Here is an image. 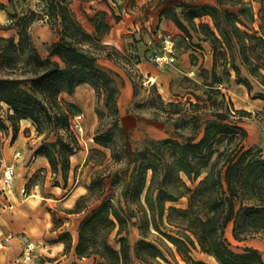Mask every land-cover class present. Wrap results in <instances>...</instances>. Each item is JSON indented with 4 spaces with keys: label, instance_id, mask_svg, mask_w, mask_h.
I'll list each match as a JSON object with an SVG mask.
<instances>
[{
    "label": "trees",
    "instance_id": "trees-1",
    "mask_svg": "<svg viewBox=\"0 0 264 264\" xmlns=\"http://www.w3.org/2000/svg\"><path fill=\"white\" fill-rule=\"evenodd\" d=\"M6 1L15 6L26 0ZM72 2L40 0V12L15 11L9 13L14 20L10 25L0 24V30H15L11 36L0 34V109L7 106L6 117L15 132L22 119L31 120L46 137L53 132L56 139L46 141L40 152L65 185L70 157L80 141L71 128L76 114L59 96L71 95L79 85L88 83L106 107L105 111L96 109L101 125L93 141L99 147H91L87 154L91 177L87 193L80 196L75 209L85 211L97 201L100 204L81 221L75 246L71 233L66 234L65 251L74 246L77 258H86L91 264H161L160 258L169 262L162 249L149 240L153 228L175 246L187 264H207L193 257L196 249L213 256L218 264H264L259 249L245 246L236 250L226 235L231 226L237 241L264 238V154L261 148L246 145L248 132L242 117L249 112L235 109L213 88L203 94L191 89L189 94L196 102L191 98L165 101L152 83L143 99L151 104L154 118L167 125L170 136L148 139L132 151L120 122L118 74L100 64L101 58L124 68L131 63V57L99 38L111 28L108 17L116 21L119 17L114 9L111 14L102 9H96L94 15L85 12L93 34L73 12ZM259 2L257 18L247 0H217L215 4L158 0L157 5H172L163 14L190 40L193 30L198 39L195 48L203 50V43L212 47L211 66L206 65L205 53L198 66L206 85L221 83L222 76L216 71L221 65L223 73L230 77L234 72L236 82L251 94L252 79L264 86V0ZM8 5L0 1V9ZM43 17L56 23L60 34L48 46L46 56L36 48L30 33L31 25ZM204 17L210 21L195 22ZM256 20L258 28L252 29ZM109 48L115 52L100 53ZM131 80L136 97L138 86L132 75ZM255 98L264 100V93ZM207 107L213 109L212 118L203 122L200 110ZM0 125L4 126L1 119ZM181 200L185 205L176 206ZM132 228L141 232L135 245L129 240Z\"/></svg>",
    "mask_w": 264,
    "mask_h": 264
},
{
    "label": "rangeland",
    "instance_id": "rangeland-1",
    "mask_svg": "<svg viewBox=\"0 0 264 264\" xmlns=\"http://www.w3.org/2000/svg\"><path fill=\"white\" fill-rule=\"evenodd\" d=\"M5 2L6 0H0ZM217 0H199L202 3L215 4ZM253 6L255 17H258L260 6L259 0H247ZM40 0H26L0 9V24L10 25L14 20L9 13H22L28 9L41 11ZM158 0H73L72 10L84 27L90 33L95 34L93 24L88 21L85 12L94 15L96 9L108 11L114 9L119 17H108L111 28L104 30L99 38L102 43L115 46L121 53L131 57V63L124 68L121 64L114 63L105 58L100 59L101 66L109 68L118 74L117 81L121 86L119 97L120 122L124 128L130 149L143 147L148 139H162L170 136L167 125L156 120L152 114L153 108L149 102L143 99L152 83L165 101H186L191 98V89L203 94L209 88L220 92L219 98L225 96L227 103H232L235 109H245L249 114H244L242 123L248 132L247 146H257L264 154V100L255 98L259 93H264V86L252 79L253 91L250 94L244 85L236 82L235 73L228 77L223 73L221 65L216 71L222 76L221 83L210 87L205 84L199 64L204 53L209 55L212 47L203 43L204 49L200 50L193 45L198 43L196 34L193 40L187 37L176 24L163 14L165 7L171 4L157 5ZM230 7V6H227ZM232 10H236L230 7ZM209 22L204 17L196 19ZM259 21L251 25L252 29L258 28ZM30 33L34 45L39 52L46 56L48 46L60 37L59 26L50 21L48 17L36 20L30 27ZM0 34L11 36L14 29L0 30ZM165 37H171L176 43V60L172 64H156L151 58L163 52ZM115 52L107 49L100 52ZM193 56V57H192ZM197 57V58H196ZM205 57V56H204ZM197 60V62L195 61ZM194 62L197 63L194 65ZM211 66L210 57L206 65ZM242 74L248 73L243 68ZM131 75L138 86V95L134 96V88ZM155 78V80H151ZM150 81V82H149ZM208 83V82H206ZM128 87V88H127ZM128 89V90H127ZM128 91V92H127ZM206 97V96H204ZM59 101L72 111L73 115L82 113L83 132L78 133L80 147L70 157L71 167L68 171V183L61 176L53 173L47 175L40 149L46 141L55 140L52 134L46 137V132L39 134L36 126L26 120L17 123L15 132L12 123L7 119V106L0 109V119L4 126L0 125V264H91L89 260H76L75 253L65 251L62 242L69 240L67 233H71L73 243L77 240L81 221L89 211L96 208L100 201L89 206L85 211L75 209L77 200L87 193L86 185L90 181V165L86 164V157L91 147H99L94 141V136L101 125L96 109L105 111L104 103L97 97L94 88L83 83L79 85L71 95L62 94ZM67 103V104H65ZM72 106H68V105ZM210 108L201 109L202 121L212 118ZM17 153H20L17 155ZM6 166H13L15 173L9 184L2 180ZM58 186L59 188L52 187ZM26 192L22 193V188ZM176 206H184V200L175 203ZM81 208L83 206H80ZM79 207V208H80ZM232 247L241 250L245 246H253L261 252L264 258V238L256 236L243 241L233 238L231 226L226 231ZM149 240L156 243L164 252L168 261L159 259L161 264H187L171 242L166 241L160 233L151 228ZM8 237V241L4 239ZM141 237L138 228H132L129 240L135 245ZM175 253V257L171 254ZM195 259L202 260L207 264H218L213 256L201 252L199 249L192 250Z\"/></svg>",
    "mask_w": 264,
    "mask_h": 264
},
{
    "label": "built area",
    "instance_id": "built-area-1",
    "mask_svg": "<svg viewBox=\"0 0 264 264\" xmlns=\"http://www.w3.org/2000/svg\"><path fill=\"white\" fill-rule=\"evenodd\" d=\"M163 52L159 55H155L151 58L156 64L162 65L163 63L172 64L176 60V43L171 37H165L163 41ZM83 114L78 113L73 116L71 120V128L74 131V133L78 136V133L83 132V123H82ZM79 138V136H78ZM20 153H17L19 155ZM15 173L13 166H6L3 172L2 176V182L4 184H9L13 178V175ZM26 192V188H22V193ZM5 241H8V237L4 239Z\"/></svg>",
    "mask_w": 264,
    "mask_h": 264
},
{
    "label": "crops",
    "instance_id": "crops-1",
    "mask_svg": "<svg viewBox=\"0 0 264 264\" xmlns=\"http://www.w3.org/2000/svg\"><path fill=\"white\" fill-rule=\"evenodd\" d=\"M206 44L207 45H205V46H209L208 43H206ZM208 51H209V55L205 53V59L208 60V57H210V60H211V63H212V52L210 51V49ZM207 66H209V65L207 64ZM39 157H41V159H43V161L45 162L43 166L45 167V170L44 171L47 172V175L52 174L53 172L51 170V167H50V164H49L47 158L45 156H39ZM54 188H59V187L58 186L52 187V189H54ZM76 242H77V240L74 241V243H73L74 246L76 245ZM61 244H62V246L64 248L65 244L63 242ZM74 246H73V249H74ZM71 253L73 254L74 253V250ZM75 257H76V260H78V261L87 260L86 258L79 259V258H77L76 255H75Z\"/></svg>",
    "mask_w": 264,
    "mask_h": 264
},
{
    "label": "bare ground",
    "instance_id": "bare-ground-1",
    "mask_svg": "<svg viewBox=\"0 0 264 264\" xmlns=\"http://www.w3.org/2000/svg\"><path fill=\"white\" fill-rule=\"evenodd\" d=\"M151 80L153 81V80H155V78H151ZM22 120H26V121H28V122H29V124H30V125H32V122H31V120H29V119H22Z\"/></svg>",
    "mask_w": 264,
    "mask_h": 264
}]
</instances>
